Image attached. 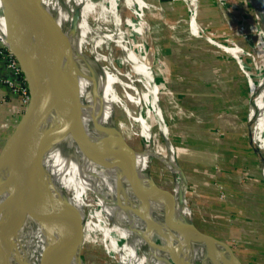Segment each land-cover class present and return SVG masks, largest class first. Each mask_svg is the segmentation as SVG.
<instances>
[{"label":"bare ground","instance_id":"obj_1","mask_svg":"<svg viewBox=\"0 0 264 264\" xmlns=\"http://www.w3.org/2000/svg\"><path fill=\"white\" fill-rule=\"evenodd\" d=\"M35 1L43 16L52 17L51 25L61 37L63 51L56 62L55 73L75 78L78 118L74 123L75 127L68 124V128L65 127L62 132L50 137L40 157V172L34 192L36 195H31L32 201L36 204L43 203L59 197L60 190L65 189L68 192L67 201L77 210L81 219L78 245L87 240L94 241L96 233H99L105 241L106 252L110 256H115L119 264H142L141 262L143 264H224L222 257L226 264H238L228 245L211 244L207 234L194 226L189 204H186L189 191L186 193V185L173 161L172 147L168 146V150L161 153L154 151L150 146L151 134L146 122L148 113H153L158 121V134L164 139L166 134V127L159 112V103L157 104V100L160 99L157 88L160 86L155 84L154 74L148 70L147 65L142 63L141 58H138L128 46L124 32L117 29L119 20L114 19L116 0ZM236 3L243 10L246 19L249 18L250 32L255 40V48H251V53H246L252 61L250 64L254 65L258 72L255 81L249 83L250 105L253 112L251 111L248 119L253 121L250 123V128L264 136V0H237ZM124 4L136 15L144 6L140 0H124ZM7 12V5L0 0V39L3 42L6 39L3 16ZM105 21L111 23V29L104 34L102 25ZM124 23L133 34L140 33L139 27H135L131 19H125ZM110 40L119 46L120 62L130 65L129 75L136 76V81L143 85L141 93L134 92L137 95L132 97L127 95L128 99L137 105L138 111L140 109L143 113L139 111L134 117H130L139 124L133 135L139 137L142 143V150L135 153L134 170L130 174L122 171L125 160L120 153L128 154V150L123 146L119 134L126 144L127 137L125 139V135L121 132L124 131L121 129L122 124L119 122L115 124L113 119L114 105L120 103L119 95L113 88L117 80L99 64L100 60H108V57L97 52V47L101 43ZM219 49L227 53L240 69L245 71L238 48ZM126 87L131 88L128 85ZM124 110L128 113L126 109ZM68 112L66 102L60 99L55 101L46 114L33 122L36 137H39L46 126L52 127L64 120ZM127 126L129 127L128 124ZM79 128L81 132H78ZM249 138L252 139L251 136ZM76 140L84 141L108 156L86 154L77 146ZM17 147L15 142L14 153L6 162L2 203L8 220L5 226L6 235L4 234L1 242H10L6 250L12 252L11 260L8 256L5 257L4 247L0 245V264H42L41 255L44 247L58 236L60 230L54 222L25 209L18 200L15 206L16 185L18 187L21 180L29 176L26 156L19 154ZM9 148L10 140L5 139L0 149V165ZM257 151L264 159V146L262 149L260 147L254 149L255 154ZM151 158H158L164 162V166L168 167L173 175L174 200L169 213L163 195L151 197L156 198L153 202L143 196L148 188L146 171ZM16 166H18V176L15 185L10 173ZM87 193L94 197L95 206L90 207L85 214L84 195ZM92 219L94 221H91ZM26 220L27 231L22 229ZM214 247L223 248L224 251L221 250L222 254L219 255L218 249ZM151 249H156L157 252L154 253ZM139 250L142 257L136 255ZM215 253L217 255L213 256ZM69 258V261L64 262L57 259L53 261L57 264H81L77 252Z\"/></svg>","mask_w":264,"mask_h":264},{"label":"rangeland","instance_id":"obj_2","mask_svg":"<svg viewBox=\"0 0 264 264\" xmlns=\"http://www.w3.org/2000/svg\"><path fill=\"white\" fill-rule=\"evenodd\" d=\"M140 1L144 6L136 15L124 4V0H116L114 19L119 20L116 27L124 32L128 46L141 58V62L147 65L148 70L154 74L155 84L160 86L157 88L160 98L157 104L159 103L166 134L165 139L158 134V121L153 113H148L146 122L151 134L150 146L154 151L161 153L167 151L168 146L172 147L173 161L186 185V193L189 191L187 196L190 198H187L186 202L191 207L194 226L206 231L205 227L198 224L196 214L193 215L196 209L193 204H201L198 206L204 208L202 214L210 217L207 219L211 228L217 233L216 236L232 249L239 264H264V227L256 221L260 218L264 222V159L260 152L254 154V149H262V143L259 142H264V136L250 128L253 121L248 119L251 99L249 83L258 77L257 68L250 64L252 61L246 54L251 53V48H255L254 36L250 32L251 22L244 16L243 10L236 3L237 0H216L217 2L212 4L217 11L210 14L200 11L203 6L211 4L209 0H195L193 5H190L188 0ZM125 19H131L133 25L139 27L140 33L133 34L126 27ZM107 22L102 25L104 34L111 29V23ZM220 24L226 28L222 26L214 33L211 26ZM215 43L224 48L234 45L241 47L239 57L245 71ZM116 44L110 40L97 47L99 54L108 57V60H100L99 64L117 80L113 88L119 95L120 103L114 105V123L122 124L121 129L124 131H120L125 135V139H130V143L138 141L142 145L140 138L133 135L139 124L130 118L139 111L142 113V110L138 111L137 105L128 97L141 93L143 85L136 81V76L129 75L130 65L120 62L121 52ZM250 110L252 111L251 105ZM251 111L249 114L253 112ZM20 116L9 131L14 128ZM4 141L0 145L4 144ZM11 143L12 140L10 145ZM250 150H253V157L247 154ZM240 158L242 161L238 163ZM147 165L157 185L169 189L172 193L173 175L168 167L164 166V162L151 158ZM147 199L156 201V198ZM228 204H242L236 205L234 209L237 211L244 205L247 215L251 216L250 219L233 225L229 217H232L235 211L230 210ZM94 206L95 204L91 205V208ZM160 209L163 212L161 207ZM246 229L249 230L248 233L241 234L240 230ZM3 238L0 225V245L4 247L1 242ZM90 243L93 244V251H96V262L106 264L110 260L107 264L112 261L113 264H119L115 256L106 252L105 241L99 233H96L94 241ZM214 248L218 249L219 255L222 254L221 250L224 251L223 248ZM151 250L157 252L156 249ZM5 253L7 257L8 250H5ZM136 255L142 257L140 250ZM222 259L226 264L223 257Z\"/></svg>","mask_w":264,"mask_h":264},{"label":"water","instance_id":"obj_3","mask_svg":"<svg viewBox=\"0 0 264 264\" xmlns=\"http://www.w3.org/2000/svg\"><path fill=\"white\" fill-rule=\"evenodd\" d=\"M3 1L8 7V12L3 16L6 39L5 42L0 39V46L8 50L16 59L28 91V101L22 114L5 138L15 140L19 154L26 156L29 165V176H25L17 187V199L25 209L54 222L60 230L58 236L44 247L41 255L42 264H57L53 259L69 261V256L75 252L81 264H99L94 259L95 252L91 246V240L78 245L82 224L79 213L66 199L68 192L65 189L60 190L59 197L40 204L34 203L31 196L36 195L34 192H36L40 172V157L50 137L62 132L65 127L68 128V124L71 127L74 126L78 118L75 78L55 73L56 62L63 51L61 37L51 25L52 17L43 16L35 0ZM59 99L66 102L69 108L66 118L52 127L46 126L39 137H36L33 122L46 114ZM92 123L95 126L94 121ZM78 132H81L80 128ZM119 137L128 150L127 155L120 153L125 160L122 171L130 174L134 170L135 153L142 148H134L128 140L126 144L120 134ZM76 143L86 154L103 157L107 155L84 141L76 140ZM146 176L148 188L143 196L150 198L163 195L167 213H169L174 200L173 193L157 185L148 167ZM84 203L83 210L87 214L91 205L95 204L94 197L91 194H85ZM188 207L191 208L189 205ZM201 221L207 230V239L211 244L222 245L223 242L216 237L213 229L204 220ZM216 255L215 253L213 256ZM237 263L239 264L238 260Z\"/></svg>","mask_w":264,"mask_h":264},{"label":"crops","instance_id":"obj_4","mask_svg":"<svg viewBox=\"0 0 264 264\" xmlns=\"http://www.w3.org/2000/svg\"><path fill=\"white\" fill-rule=\"evenodd\" d=\"M189 1V4L190 5H193L194 4V1L195 0H188ZM210 2H211V4L212 3H214L215 4V2H217L216 0H209ZM195 3H196V1H195ZM213 5V4H212ZM215 8V7H214ZM215 11H217L216 10V8H215ZM200 12V11H199ZM215 17H218V16H215ZM215 21V20H214ZM220 27H222L223 26V28H226L224 25H222V24H220L219 25ZM214 32H216V31H214ZM232 60H229V62H231ZM233 64V63H232ZM235 65V64H234ZM9 72H8V70L5 68V66H4V63L2 62V60H0V77H2V78H9V76L7 75ZM237 73V72H236ZM15 94L16 93H13V92H11L9 89H7L5 86H3L2 84H0V144L1 143H3V141L5 140V138L10 134V131H9V129L11 128V127H13V124H14V121H15V119H16V115H17V112H18V104H17V101H16V96H15ZM249 107H250V104H249ZM249 107H248V116H249V112L251 111H249ZM231 133V132H230ZM129 142H130V139L128 138L127 139ZM134 148H141L142 147V145L140 144V142H135V143H130ZM14 145H15V143H14ZM0 146H2V145H0ZM262 146H264V142H262ZM0 149H1V147H0ZM253 151V150H252ZM252 151L250 150V151H248L247 152V154L249 155L250 154V156L251 157H253V154H252ZM246 154V155H247ZM255 154V153H254ZM244 158V157H243ZM256 158V160H257V156L255 157ZM243 160H245V159H243ZM252 160V159H251ZM242 161V159L240 158V161H238V163L239 162H241ZM17 167L18 166H16L15 167V169H16V171H17V176H18V169H17ZM17 176H15V178L14 179H12V180H14L13 182H15V181H17ZM153 178V177H152ZM154 181H155V179H154ZM172 187V186H171ZM172 189V188H171ZM192 205V204H191ZM194 206H195V214H196V220H198L199 221V225L200 226H203V223H202V221L201 220H204L209 226L211 225L210 224V222H209V220L207 219V218H210V217H208V216H205V215H203L202 214V212H204L202 209H204V208H199V206L198 205H201V204H193ZM236 205H239V206H241L242 204H228V206H229V208H230V210H234L235 211V213H234V215L232 216V217H229L230 219H229V221L230 222H232L233 223V225H235V224H237V223H241L242 222V220H245V219H247V220H249L250 219V215L248 216L247 215V210L245 209V207H244V205L242 206V209L240 210V211H237V210H235L234 208L236 207ZM243 213V214H242ZM242 218H244V219H242ZM247 220H246V222L245 223H247ZM258 223H260V225L261 226H263L264 227V222L260 219V218H258V220H256ZM242 224H244V223H242ZM204 227V226H203ZM211 227V226H210ZM3 229H2V231L4 230V227H2ZM24 230V229H23ZM206 230V229H205ZM244 230H240V232H241V234L242 233H248V231L249 230H245L244 232H243ZM202 232H204L205 234H207V230L206 231H204V230H202ZM3 234H5L6 235V230H4L3 231ZM215 234H217V233H215ZM222 241V240H221ZM224 244H226V245H228L225 241H222ZM231 249V248H230ZM232 250V249H231ZM232 253H233V255L236 257V255L234 254V252L232 251ZM237 258V257H236Z\"/></svg>","mask_w":264,"mask_h":264},{"label":"trees","instance_id":"obj_5","mask_svg":"<svg viewBox=\"0 0 264 264\" xmlns=\"http://www.w3.org/2000/svg\"><path fill=\"white\" fill-rule=\"evenodd\" d=\"M215 6L212 5V4H207L206 6H203V10H201L200 8V11L204 12L203 14H210V13H213L215 11ZM202 19V18H201ZM213 31H219L218 29L221 28L219 25L215 26H211ZM214 33H217V32H214ZM236 65V64H235ZM9 76V79H11L14 83H20V82H23L24 83V80L21 79V77L19 76H13L11 73H8L7 74ZM15 98H16V101H17V104H18V112H17V115H16V119L19 115H21L24 107H25V104L21 103V98L19 96V94H15ZM15 119V121H16ZM14 121V122H15ZM15 126V125H14ZM15 141L12 140V143L10 145V148L8 150V152L5 154L3 160H2V163L0 165V225L1 227H4V230H5V226L7 224V216H6V213L2 207V203H3V196H4V171H5V166H6V162L8 161V159L13 155L14 153V150H15V145H14ZM3 146V144H2ZM15 176H17V171L16 169L14 168L12 170V172L10 173V177H12V179L15 178ZM14 181V180H13ZM14 184L16 185V181L14 182ZM16 190H17V185H16ZM16 195H17V191H16ZM17 196H16V199H15V206H16V202H17ZM193 215H194V212H193ZM195 217V216H194ZM194 219V218H193ZM26 222L27 220L24 222L23 226H22V229H24L25 231L28 230V226H26ZM3 229V228H2ZM198 230H200L199 228H197ZM3 230V231H4ZM2 231V232H3ZM201 231V230H200ZM202 232V231H201ZM204 233V232H203ZM217 235V234H215ZM218 238V236H216ZM219 239V238H218ZM220 240V239H219ZM3 244H4V250L7 249V247L10 245V242L9 241H2ZM11 253L12 252H9L8 254V257L9 259L11 260Z\"/></svg>","mask_w":264,"mask_h":264},{"label":"built area","instance_id":"obj_6","mask_svg":"<svg viewBox=\"0 0 264 264\" xmlns=\"http://www.w3.org/2000/svg\"><path fill=\"white\" fill-rule=\"evenodd\" d=\"M215 45L219 48H224L221 44L215 43ZM231 48H238L239 50H241V47H239L237 45H234ZM0 60H2L5 68L8 70L9 73H11L13 76H19V77H21V79H23L16 59L8 50H6L5 48H3L1 46H0ZM0 84L5 86L11 92L19 94V96L21 98V103L26 105V103L28 101V94H27V87L23 82L14 83L9 78L0 77Z\"/></svg>","mask_w":264,"mask_h":264}]
</instances>
